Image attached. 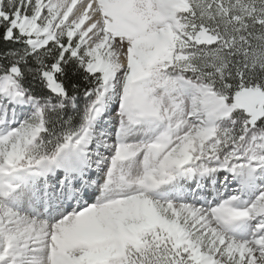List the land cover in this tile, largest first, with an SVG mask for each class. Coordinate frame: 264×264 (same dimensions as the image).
<instances>
[{
    "label": "snow or ice",
    "instance_id": "6c2138e0",
    "mask_svg": "<svg viewBox=\"0 0 264 264\" xmlns=\"http://www.w3.org/2000/svg\"><path fill=\"white\" fill-rule=\"evenodd\" d=\"M0 264H264V0H0Z\"/></svg>",
    "mask_w": 264,
    "mask_h": 264
}]
</instances>
